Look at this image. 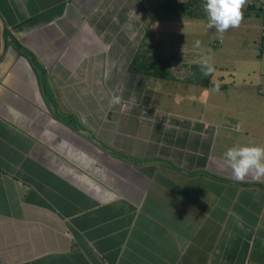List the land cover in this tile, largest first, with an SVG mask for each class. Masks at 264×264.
Instances as JSON below:
<instances>
[{"label":"crops","instance_id":"crops-1","mask_svg":"<svg viewBox=\"0 0 264 264\" xmlns=\"http://www.w3.org/2000/svg\"><path fill=\"white\" fill-rule=\"evenodd\" d=\"M154 4L0 0V264H264V180L223 159L264 146V111L211 122L194 90L130 71ZM236 29L264 99V0Z\"/></svg>","mask_w":264,"mask_h":264},{"label":"rangeland","instance_id":"rangeland-1","mask_svg":"<svg viewBox=\"0 0 264 264\" xmlns=\"http://www.w3.org/2000/svg\"><path fill=\"white\" fill-rule=\"evenodd\" d=\"M151 1L156 3V5L154 4L151 6L152 8L150 7V14L136 17L138 31L134 33L133 39L136 48L140 41L145 40L159 43L157 48L162 54L169 55L173 53L176 55L178 60L172 61L171 70L178 80L166 82L168 83L167 86L173 85L172 87L187 91L194 90L196 94L193 97L200 102V105H205L203 102L209 103L211 122H217L226 114V110L230 107L235 110V115L238 118L242 117V115L251 116L253 111L259 114L264 111L255 104V102H260L258 105H264L262 103L264 99L259 97L261 93L259 87H261L260 82L262 80L250 79L248 77H250L251 73L247 75L239 69V67L255 68L259 66L255 64V60L249 59L251 58V51L237 49L238 46L245 47V44L240 42V40H246L248 36L253 38L252 33L239 32V29L230 31L229 29L224 34L223 40L217 39L215 29H207L206 27L208 19L203 7L204 0H200L197 4V17L165 15L161 8H163V5H169L171 0ZM142 34H144L143 37H141ZM196 41L200 42L199 47H196ZM202 57H209L215 68L214 74L209 79V87L196 88V86L185 84L182 79L189 74L186 65L190 63L200 64ZM240 59L248 62L242 63L243 60L240 61ZM159 83L157 81L148 82V86L155 88ZM217 84L219 85L218 91L215 90V85ZM221 85H225V87L222 89L220 88ZM256 96L257 99H254ZM256 115L253 114V117ZM260 117H264V114ZM231 120H235L234 115Z\"/></svg>","mask_w":264,"mask_h":264},{"label":"clouds","instance_id":"clouds-1","mask_svg":"<svg viewBox=\"0 0 264 264\" xmlns=\"http://www.w3.org/2000/svg\"><path fill=\"white\" fill-rule=\"evenodd\" d=\"M248 0H204V11L207 13V29H215L217 39L223 40L229 29L239 28L244 20V9ZM200 42L196 41V47ZM202 74L207 77L215 72L209 57L200 60ZM219 90V85H215ZM121 98L113 95L110 106L120 104ZM239 127V126H238ZM223 159L231 169V177L236 182H244L246 178L253 181L264 180V146L237 145L230 147L223 153Z\"/></svg>","mask_w":264,"mask_h":264},{"label":"trees","instance_id":"trees-1","mask_svg":"<svg viewBox=\"0 0 264 264\" xmlns=\"http://www.w3.org/2000/svg\"><path fill=\"white\" fill-rule=\"evenodd\" d=\"M198 0L175 1L171 0L169 5H163V10L168 15L175 14L177 16L188 15L190 17H197ZM140 47L134 53L130 63L129 70L135 73H141L144 76L152 78H160L165 80H178L171 70V63L178 58L175 54H162L158 51L159 43H152L142 40ZM259 56V55H258ZM180 62V61H179ZM189 74L183 78L184 83L199 85L207 87L209 79L212 76L205 77L200 68V64L190 63L186 65ZM221 85L220 88H224Z\"/></svg>","mask_w":264,"mask_h":264},{"label":"built area","instance_id":"built-area-1","mask_svg":"<svg viewBox=\"0 0 264 264\" xmlns=\"http://www.w3.org/2000/svg\"><path fill=\"white\" fill-rule=\"evenodd\" d=\"M213 43H215L214 41H212ZM103 264H107V263H103Z\"/></svg>","mask_w":264,"mask_h":264}]
</instances>
